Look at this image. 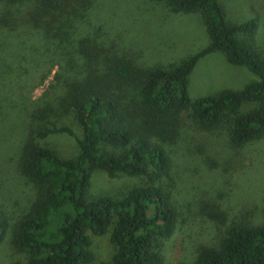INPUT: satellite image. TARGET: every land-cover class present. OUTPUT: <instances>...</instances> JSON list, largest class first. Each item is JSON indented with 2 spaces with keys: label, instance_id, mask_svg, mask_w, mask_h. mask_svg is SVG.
I'll use <instances>...</instances> for the list:
<instances>
[{
  "label": "trees",
  "instance_id": "16d2710c",
  "mask_svg": "<svg viewBox=\"0 0 264 264\" xmlns=\"http://www.w3.org/2000/svg\"><path fill=\"white\" fill-rule=\"evenodd\" d=\"M158 1L172 12L199 11L209 39L168 69L133 64L139 46L99 15L105 0H0V168L7 163L30 191L10 222L0 211V235L8 233L27 264H168L162 245L178 220L168 186L174 159L201 160L193 143L207 146L206 136L220 129L232 153L264 137L256 20L227 23L217 0ZM214 51L256 79L191 100L187 77ZM53 67L50 90L31 99L28 79H42ZM53 134L73 137L76 153L63 156L48 144ZM94 170L139 181L120 196L90 195ZM220 176L206 180L215 184ZM195 205L215 233L188 259L169 264H264V195L236 217L215 195ZM88 232H108L114 246L108 262L92 263Z\"/></svg>",
  "mask_w": 264,
  "mask_h": 264
},
{
  "label": "rangeland",
  "instance_id": "374dc122",
  "mask_svg": "<svg viewBox=\"0 0 264 264\" xmlns=\"http://www.w3.org/2000/svg\"><path fill=\"white\" fill-rule=\"evenodd\" d=\"M217 1L221 4L227 23H239L249 18L256 20L254 45L264 55V0ZM99 15L112 28L122 29L126 39L129 37L134 45L139 46L133 64L142 68L168 69L205 47L209 41L199 11H168L158 0H105ZM54 71L55 67L36 81L38 75L30 77L24 92L31 99H37L48 92L53 84ZM255 79L256 76L249 69L229 63L222 51H214L200 57L193 66L187 77V94L193 100L224 89L237 91ZM13 90L14 97L17 90ZM18 125L19 120L15 119L12 126L15 134L20 132ZM221 132L222 129L214 135L206 136L207 146L200 140L203 146L193 143L201 160L174 159L178 167H172L168 186L177 205L178 220L175 231L162 245L163 259L168 264L188 259L193 246L208 242L215 233L212 223L206 217L203 219L199 216L195 200L207 194L215 195L221 200L226 214L236 217L251 204L258 207L264 195V137L233 151L236 155L233 157ZM192 134L197 139L202 138V135ZM48 141L63 156L76 153L75 141L71 136L53 134ZM175 150L180 152V149L174 147L173 156L178 154ZM217 172L221 174L220 181L210 184L206 178ZM137 181L136 178L122 174L108 177L103 171L94 170L88 194L120 196ZM29 192L23 183L16 181L14 173L4 162L0 168V211L7 222L24 206ZM88 236L93 253L92 263L108 262L114 251L108 232L102 235L88 232ZM0 264H27L25 254L12 247L8 233L0 235Z\"/></svg>",
  "mask_w": 264,
  "mask_h": 264
}]
</instances>
